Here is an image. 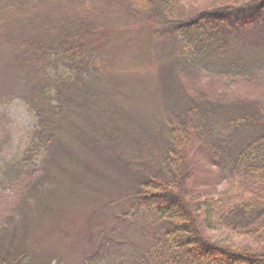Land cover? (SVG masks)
Masks as SVG:
<instances>
[{"label": "rangeland", "instance_id": "rangeland-1", "mask_svg": "<svg viewBox=\"0 0 264 264\" xmlns=\"http://www.w3.org/2000/svg\"><path fill=\"white\" fill-rule=\"evenodd\" d=\"M5 3L0 0V10ZM145 9L144 4L122 0H43L26 17L23 13L16 26H9L10 21L0 27V170L4 162L20 158L35 128L21 99L20 48L32 38L60 35L57 30L68 18H76L72 28H83L100 48L93 72L98 81L80 78V86L96 87L90 94L94 102L89 95L87 102L97 109L86 124L80 118V124L90 128V123H99L122 139L91 153L82 167L77 163L86 158L83 152L90 143L81 144V136L80 142H71V152L57 158L60 163L44 194L30 210L17 213L18 241L37 248L41 264H146L151 238L161 234V221L154 210L136 205L133 196L143 182L163 172L159 149L171 140L174 119L183 121L197 112L208 151L226 153L218 164L204 167L193 151L183 167L184 174L195 163L196 169L208 170L209 186L204 183L199 190H214L213 195L227 186L232 148L260 131L259 105L250 100L264 92V15L254 12L249 27L224 31L230 23L220 25L219 36L200 39L191 33L188 47L181 36L147 20ZM242 118L245 124L237 122ZM145 149L158 150V156L145 157ZM206 235L240 249L260 246L227 229Z\"/></svg>", "mask_w": 264, "mask_h": 264}, {"label": "trees", "instance_id": "trees-1", "mask_svg": "<svg viewBox=\"0 0 264 264\" xmlns=\"http://www.w3.org/2000/svg\"><path fill=\"white\" fill-rule=\"evenodd\" d=\"M42 1L6 0L0 10V27H6L10 21L9 26H16L23 13L26 17ZM122 1L144 4L147 20L181 36L186 46L191 33H197L200 39L219 36L223 32L218 28L220 25L230 23L224 31L230 26L249 27L256 19L254 12L259 17L264 15V0ZM76 22V18L66 19L57 30L58 36L43 35L42 39L25 41L17 55L24 91L21 99L35 120V128L20 158L4 162L0 170V264L42 263L35 256L37 248L20 245L17 213L24 208L30 210L35 198L44 194L42 189L48 185L55 164L60 163L57 158L71 152L68 145L80 142V136L85 140L81 144L90 143L83 152L86 158L78 160L77 164L82 167L91 153L122 140L113 132L105 131L99 123H90V128H84L88 117L97 109L87 102L88 95L93 101L91 89L96 87L80 86V78L98 81L93 72L97 71L96 52L100 48L87 38L83 28H72ZM24 23L25 20L21 24ZM183 40H180L181 47L186 48ZM253 97L255 100L250 101L258 103L262 115L256 116L260 131L250 141L232 148L234 158L227 186L217 195H213L214 190H199L204 183L209 186L205 175L208 170L201 166L196 169L195 163L184 174L183 167L191 161L189 156L193 151L200 155L199 163L204 167L206 163L218 164L226 153L222 155L219 150L218 155L208 151L207 143L200 137L197 112L194 115L191 111L186 120L172 121L171 140L159 149V155L163 153V172L143 182L133 196L136 205L154 210L161 221V234L152 236L146 264L149 261L153 264H264V92ZM80 118L84 120L83 125ZM237 122L245 124L247 119ZM143 154L148 158L158 156V150L145 149ZM220 229L250 237L261 247L240 249L215 242L206 235L207 231Z\"/></svg>", "mask_w": 264, "mask_h": 264}]
</instances>
